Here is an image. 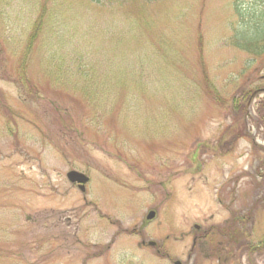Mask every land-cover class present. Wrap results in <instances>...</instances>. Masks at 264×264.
I'll use <instances>...</instances> for the list:
<instances>
[{
	"label": "rangeland",
	"instance_id": "374dc122",
	"mask_svg": "<svg viewBox=\"0 0 264 264\" xmlns=\"http://www.w3.org/2000/svg\"><path fill=\"white\" fill-rule=\"evenodd\" d=\"M176 260L264 264V0H0V264Z\"/></svg>",
	"mask_w": 264,
	"mask_h": 264
},
{
	"label": "water",
	"instance_id": "95a60500",
	"mask_svg": "<svg viewBox=\"0 0 264 264\" xmlns=\"http://www.w3.org/2000/svg\"><path fill=\"white\" fill-rule=\"evenodd\" d=\"M66 176L70 182L77 183L81 191L85 190L84 184L88 181V177L85 174L75 170H71L67 173ZM153 216H154V212L150 211L147 214V219H151L153 218ZM174 264H181V263L179 261H175Z\"/></svg>",
	"mask_w": 264,
	"mask_h": 264
},
{
	"label": "trees",
	"instance_id": "16d2710c",
	"mask_svg": "<svg viewBox=\"0 0 264 264\" xmlns=\"http://www.w3.org/2000/svg\"><path fill=\"white\" fill-rule=\"evenodd\" d=\"M98 1V0H97ZM36 32H38V22H37V24L35 25V27H34V31H33V35H32V37L34 38V34H36ZM244 39H246V38H244ZM247 39H249V40H251V42L250 43H252L253 41H252V38H247ZM249 43V42H248ZM237 45H241V46H244L243 44H238L237 43ZM255 47V46H254ZM253 47V52H255L256 53V51H257V49H259L258 50V53L259 52H261L260 51V47L258 48L257 46L254 48ZM245 115H246V111H245ZM246 217L247 216H245V219H246ZM240 219V217H238V216H236L235 217V219ZM231 230H230V238L235 242L238 238H246V232H244L243 230H238L237 228H235V227H233V226H231ZM244 234V235H243ZM249 247V249H252L253 247H256V246H251V245H249L248 246Z\"/></svg>",
	"mask_w": 264,
	"mask_h": 264
},
{
	"label": "flooded vegetation",
	"instance_id": "af4514ba",
	"mask_svg": "<svg viewBox=\"0 0 264 264\" xmlns=\"http://www.w3.org/2000/svg\"><path fill=\"white\" fill-rule=\"evenodd\" d=\"M144 242H142V244H143Z\"/></svg>",
	"mask_w": 264,
	"mask_h": 264
}]
</instances>
